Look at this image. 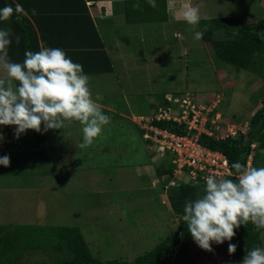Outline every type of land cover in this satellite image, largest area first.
<instances>
[{"label":"rangeland","instance_id":"374dc122","mask_svg":"<svg viewBox=\"0 0 264 264\" xmlns=\"http://www.w3.org/2000/svg\"><path fill=\"white\" fill-rule=\"evenodd\" d=\"M139 2L142 9L126 7L129 16L141 21L124 30L108 26L103 31L110 57L121 72L90 76L93 98L103 96L98 103L111 117L100 136L91 146L80 148L83 126L78 121L47 130L43 141L34 139L29 130L32 134L22 139L28 151L10 153V166L0 165V224L16 227L7 228L14 232L10 236L21 232L26 234L20 237L26 244H39L35 250L23 251L25 264H53L69 253L56 248L61 237L51 227L79 228L91 254L103 262L134 261L155 248L178 229L182 217L172 211L165 175L156 172L163 159L170 157L147 144L140 129L146 126L144 120L164 105L165 95H189L207 107L216 104L214 110L229 125H221L224 130L243 125L246 131L244 124L264 96V54L256 55L255 70H237L218 59L203 38H194V32L201 30L184 21L183 11L173 21H153L150 16L155 14L148 13V3ZM159 2L156 18L162 12ZM188 4L199 7L200 21L239 19L264 42V0H191ZM228 36L215 32L217 38ZM260 167L264 164L259 163ZM176 175L188 180L179 171ZM262 241L264 246V231ZM229 243H213V251L208 252L193 238L186 240L178 251L187 247L190 254L183 252L169 264H216L215 260L240 264L230 259Z\"/></svg>","mask_w":264,"mask_h":264},{"label":"clouds","instance_id":"9594fccd","mask_svg":"<svg viewBox=\"0 0 264 264\" xmlns=\"http://www.w3.org/2000/svg\"><path fill=\"white\" fill-rule=\"evenodd\" d=\"M146 2L153 8L157 6L156 0ZM133 9H141L139 0L133 3ZM14 13L17 20L28 15L19 3L14 8L6 5L0 9V21H8ZM36 14L37 10L32 9V15ZM182 14L193 29L199 25L198 6L187 4ZM12 35L11 29L0 28V126H15L14 135L19 139L27 130L41 132L42 126L44 131L63 129L66 122L78 121L83 126L79 147L91 146L111 117L98 103L103 96L96 94L93 98L90 77L83 66L61 48L26 50L22 63L12 62L8 52ZM202 36V31L194 32L196 40ZM15 39L19 44L20 36ZM3 139L0 132V141ZM0 165L10 166V157L0 156ZM231 168L235 172L230 179L206 177L204 194L186 201L183 209L182 220L194 242L208 252L213 251V243L231 241L241 225L251 222L256 229H264V167H246L237 161ZM236 250L237 245L229 243V255ZM241 264H264V247L247 250Z\"/></svg>","mask_w":264,"mask_h":264},{"label":"trees","instance_id":"16d2710c","mask_svg":"<svg viewBox=\"0 0 264 264\" xmlns=\"http://www.w3.org/2000/svg\"><path fill=\"white\" fill-rule=\"evenodd\" d=\"M61 1L62 0H57L58 3H61ZM68 1H70L69 5L71 7L68 6V9L63 8L62 11L69 14H75V19L83 25L85 40L79 44L69 42L66 38L52 40L51 37H47L44 34L43 28L41 27V30L38 26L37 22L40 23L39 20H35L36 25H34L33 21H31L28 16H22L19 20H17L16 14L14 13L8 21H0V28L11 29L13 33L11 37L12 43L8 49L11 61L22 63L25 59L26 50L36 52L42 49L39 44V36L37 33L38 28L45 44V48L63 49L68 57L83 66L85 74H102L111 72L113 69L111 58L104 49L103 41L101 40L100 34L90 17L89 9L87 7L90 5L87 2L92 0ZM6 5H11L13 8L15 7L14 3L2 0L0 9ZM145 9L148 10L147 8ZM158 11L157 7L153 8L149 6V14L153 13L155 14L154 16H156ZM84 19L85 22H83ZM199 28L203 32L202 38L210 46L214 47L216 57L228 64L236 66L237 70H255L254 62L257 60L256 55L259 54V56H261L264 54V42L262 41L259 33L253 29L247 30L244 22L239 19H206L200 21ZM219 30L227 33L229 35L228 38L215 37V32ZM17 35L20 36L19 44L16 43L15 39ZM163 102L168 103L166 99H164ZM156 113L157 112H154L151 116H149V118H153L152 124L155 126L168 128L180 135L189 133L185 123L179 124L171 120H157L155 119ZM140 129L142 134H144L145 129H142L141 127ZM32 131L34 139L38 141L46 139L47 131L43 130V126L41 132ZM199 141L203 145L213 150H218L226 155L230 167L232 163L237 161L247 167L250 156H252L251 166L257 167L259 163L264 164V100L262 101L261 106L249 119L246 132H239L236 136H228L226 138H216L202 133L199 136ZM254 144L255 146H253ZM11 154L17 155L15 153ZM174 168L175 165L172 164L170 159L165 162L163 159V161L157 166L156 172L160 177L165 175L166 179H164V183L166 185L168 180L174 177ZM231 171L232 174L235 172L232 168ZM230 178H232V176L228 177V179ZM164 183H162L163 186ZM205 187L206 183L193 184L186 182H181L178 186L168 187L167 196L171 203L173 213L182 217L186 201L195 200L199 196H202L204 194ZM7 228L16 227H13L11 224H0V264H25V257L23 253L33 248V250H35L39 244L35 245L34 242L26 244V241L20 238L25 237L26 234L15 232L17 236L12 237L9 233L14 232L9 231L10 229ZM56 230H58L57 235L61 237V240L55 243V246H57L56 248L61 251L68 249L66 251L69 253L61 255L65 257L59 260L55 259L53 264H169L173 259L182 257L183 252L190 254L189 248L183 247L181 251H178V246L182 242L192 239L185 222L182 220L178 225V229H175L155 248L138 256L134 261L111 260L103 262L91 254L79 228L67 226L51 227L52 233ZM263 231L264 229H256L251 222L247 225H241L238 229H236L235 237L230 241V243L236 244L237 250L234 254L229 256L230 259L241 264L247 250L254 247H264L262 241ZM30 235L31 233L29 236ZM26 246H28V250L26 249ZM191 262L192 257H190V263ZM215 263L224 264L220 262V260H215ZM230 263L231 262H226L225 264ZM40 264L47 263L43 262Z\"/></svg>","mask_w":264,"mask_h":264},{"label":"built area","instance_id":"2783aa9c","mask_svg":"<svg viewBox=\"0 0 264 264\" xmlns=\"http://www.w3.org/2000/svg\"><path fill=\"white\" fill-rule=\"evenodd\" d=\"M89 1L88 4H91ZM168 103L159 106L155 119L174 121L179 124L185 123L188 134L180 135L168 128H161L152 124L153 118L144 120L146 126L144 137L149 142V146L154 147L156 152L169 156L172 164L175 165L174 177L168 182L170 186H178L181 182L186 183H206L209 175L229 177L232 176L231 167L226 155L218 150H213L199 141V136L205 133L216 138H226L236 136L239 132H246L242 126L234 125L228 131L223 129L225 124L223 117L212 107H207L198 99L191 96L180 98L165 96ZM221 117V121H220ZM248 128V123L244 124ZM255 146V144L253 145ZM251 159L248 166H251ZM187 175L188 180L184 181V176L179 177L176 172Z\"/></svg>","mask_w":264,"mask_h":264},{"label":"crops","instance_id":"0c3cea01","mask_svg":"<svg viewBox=\"0 0 264 264\" xmlns=\"http://www.w3.org/2000/svg\"><path fill=\"white\" fill-rule=\"evenodd\" d=\"M92 1L94 2L93 5L87 4L90 17L93 20V23L100 34V38L103 41L104 49L106 53L110 56V50L105 44L103 31L107 29L108 26H110V28H112V26L113 27L116 26L121 28V30H124L128 28L126 26H130L129 24L131 23L137 24V22L141 21L138 18L136 19V17H134L133 14H132L133 16L132 15L129 16V11L128 8L126 7L127 5L129 6L130 9L131 7L133 8V3H135L136 0H92ZM190 1L191 0H157L156 7L158 10L160 9L158 4L159 2L161 4L162 12L159 18H156V16L154 17L150 16V18L153 19V21H157V19H161L160 21L165 23L167 22L166 18L169 20L171 19V21H173L183 11L184 5H187ZM6 2L21 4L25 9V11L28 12L27 16L31 21H33L34 25H36L35 20L36 21L39 20L40 23L37 22L38 26L40 27L41 30L43 28L44 34L47 37H51L52 40L59 38L60 39L66 38L67 41L78 44L85 40V32L83 31V25L82 23H80L75 19L76 18L75 14H69L67 12L62 11L63 8L68 9V6H70L69 5L70 1L68 0H62L61 3H58L57 0H6ZM1 3L2 0H0V5ZM32 9L37 10L36 15H32ZM83 22H85V19L83 20ZM162 32H163L162 35H164L165 37V31L163 30ZM37 33L39 36V44L41 48H45V44L43 42L42 36L40 35L38 28H37ZM112 68L113 69L111 72L102 73V74H87V75L90 77V76H97L103 74H117L118 76L117 72L120 71V69L118 70L116 69L113 61H112ZM203 95L205 96V98L206 96H208L205 94ZM259 100L256 103L255 108H253L251 112V116L261 106L262 101L264 100V96H262ZM108 109L113 110L110 107H108ZM140 117H144V115ZM14 131L15 128L11 129L10 126H0V132H3V135H5L4 140L0 141V153L7 154L9 156L10 153L17 154L19 152L28 151L29 149L28 144H26L25 140L22 139L26 135L32 134V132H29L28 130L25 134H21L19 139H17L14 135ZM12 139L16 140L15 143H10ZM20 140H22L23 142ZM29 144H34V143H29Z\"/></svg>","mask_w":264,"mask_h":264}]
</instances>
